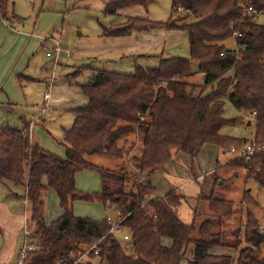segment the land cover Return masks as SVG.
<instances>
[{"label": "trees", "instance_id": "obj_1", "mask_svg": "<svg viewBox=\"0 0 264 264\" xmlns=\"http://www.w3.org/2000/svg\"><path fill=\"white\" fill-rule=\"evenodd\" d=\"M152 1L111 0L103 14L115 16L119 10L146 7ZM10 3L0 0V21L6 18ZM248 6L264 12V0H171L172 14L165 23L128 18L124 24L104 30V36L109 37L181 30L187 35L189 57L159 56L157 67L135 66L128 75L93 70L89 82L80 86L87 103L72 109L73 123L64 130L60 142L63 158L33 145L27 137L28 125L21 129L0 127V184L10 195L24 190L28 206L25 221L37 242L27 264H56L59 260L72 264L70 252L90 247L94 248L88 259L79 264L96 260L97 264H181L188 245L193 246L189 264H264V239L253 217H247L246 245L236 259L213 256L210 251L214 248L230 247L214 221L231 215L230 203L210 199V218L199 223L194 219L187 225L177 216L184 200L177 190L153 198V185L142 182L163 170L178 153L188 156L193 164L204 145L216 146L224 153L239 152L246 139L221 134L224 127L239 123L238 118H224L227 100L239 113H254L253 137L259 148L250 163L239 158L232 165L250 167L251 177L264 186V23L254 22L245 12ZM179 12L184 15L178 17ZM234 32L242 36L235 39L243 46L238 57L226 45ZM191 62L204 77L201 85L184 81L191 74ZM21 77L31 81L22 75L18 81ZM129 135L136 136L130 159L136 176L128 190L126 172L100 168L86 159L124 156ZM121 141L123 146L118 145ZM259 166L260 171L253 174ZM83 171L98 174L99 192L86 193L76 187L75 175ZM49 189L58 199L61 215L45 226L44 197ZM251 200L249 197L247 202ZM76 202L114 206L130 235L129 250L108 234L106 220L76 217Z\"/></svg>", "mask_w": 264, "mask_h": 264}, {"label": "rangeland", "instance_id": "obj_2", "mask_svg": "<svg viewBox=\"0 0 264 264\" xmlns=\"http://www.w3.org/2000/svg\"><path fill=\"white\" fill-rule=\"evenodd\" d=\"M13 1L15 2L13 13L21 18V22L16 25L17 30L29 33L34 32L42 37V43L33 52V63L27 73L36 78V80L31 82L26 81L28 83L24 84L23 88H20L18 85L16 86L20 96L23 97L24 94H27V104L30 108H24L23 110L16 108L10 117H6L0 111V123L8 121L11 124L9 125L10 127L14 128L16 126L21 129L23 126L21 123L22 118L26 119V121H31V132L36 134L40 146L56 154H64V147L60 144L63 130L68 128L73 120V106L83 102V96L78 91H80L81 85L89 82L93 70H107L128 75L133 72L135 66L157 67L159 56L163 58L181 57L186 59L189 57L187 37L181 30L142 31L137 34H143V36H137L136 38L102 36L100 23L104 26L115 27L124 24L128 18H140L150 22L165 23L172 14L171 0H153L146 7L133 6L134 10L132 6L127 7L122 10L120 16H110L101 13L103 5L106 3L104 0H11L6 15V18L11 21H14L12 13ZM177 15L178 17H182L184 14L177 13ZM258 19L262 21L261 17ZM51 35L60 41L63 49L58 65H54L55 54L50 57L46 56L47 52L52 53L53 44L46 39ZM131 43H133V47L138 46L139 43H143V47L140 49L134 48L133 50H128L127 48L125 50L119 49L120 47L117 46L122 44L129 46ZM147 43L159 47L144 48ZM226 45L227 47H231V41H227ZM65 50L68 53L65 54ZM190 71V76L185 78L184 81L190 84L201 85L203 79L198 72L196 63H190ZM51 78L53 79L52 89H55L56 93L55 101L48 104L46 110L42 113L43 94L47 90V81H50ZM224 118H240L243 122V115L237 112L227 100L224 102ZM41 119L44 122L40 123L39 120ZM243 125H245L244 122ZM252 128L253 126L251 128H248V126L241 128L239 123L235 126L224 127L221 130V134L224 136L241 135L247 139L252 133ZM129 138L130 140L131 138L135 139L136 136L129 135ZM118 145H121V142ZM204 154L203 173L208 172L210 170L209 165L213 163V169L218 172L217 175L226 176L227 180L223 185L214 186L215 174H209L204 179L200 195L204 198H209L212 195L214 198L227 199L238 204V199L243 194L242 191H246L247 195L257 202V205L248 204V212L252 213L261 225H264V186H260L253 179L245 180V177L232 181V172L220 168L225 159L229 160L231 158L229 153L223 154L219 150V158L217 159L219 162L218 168L215 167V159L213 162H210V155L215 156V152L213 150H209V152L204 150ZM125 159L122 155L117 157L93 155L86 160L90 164L100 168L126 172L128 174L126 186L129 190L134 182L136 173L125 162ZM171 161L175 163L174 167H177V172L183 171L187 176L198 174L199 162L197 158H195L192 164L188 156L179 154ZM172 170L174 171V168ZM82 175L87 176L82 183V186L86 190H83V192H94L91 190V185L93 181H97L98 174L95 171H83ZM175 176L172 177V180L171 178L169 180L166 174L161 176L159 171L154 173L151 178L156 188L153 198L158 197L163 192L176 189L177 185L173 181ZM142 182H149V178L144 177ZM54 198L51 199L49 196H46V199L44 198L45 212L48 214L46 215L47 220H50V216L55 214L56 209L58 210V204L56 198ZM8 199L10 200L11 197H8ZM204 203L205 201L201 203L202 208L205 207ZM88 204H93L91 210H89L90 212H97V216H114L116 214L113 207L105 210L99 203ZM17 206H20V204H17ZM21 214H23V211H21ZM201 218H198V220L201 221ZM205 219L207 217L203 220ZM233 219L236 218L233 217L230 220ZM220 229L223 230L224 228L220 227ZM224 240L228 242L229 246L234 245V240L229 235ZM192 249V245L187 246L181 264H189ZM214 251L216 254L220 253L219 248L214 249ZM94 264H97V260Z\"/></svg>", "mask_w": 264, "mask_h": 264}, {"label": "crops", "instance_id": "obj_3", "mask_svg": "<svg viewBox=\"0 0 264 264\" xmlns=\"http://www.w3.org/2000/svg\"><path fill=\"white\" fill-rule=\"evenodd\" d=\"M68 1H70V0H68ZM104 1L107 3L110 0H104ZM106 3H105V5H106ZM14 5H15V2L13 1L12 13L14 12ZM105 5H103L101 13H103ZM132 9L134 10V7ZM122 10H119L117 12V15L120 16L122 13ZM259 17L262 18V21L258 19ZM13 18H14V21H11L10 19H7V18H3L0 21V111L6 117L7 116L10 117V115H12L14 113V110L16 108H20V110L21 109L23 110L24 108H30L27 104V94H24L22 97V96H20L19 92L16 89L17 85L20 88H23L24 84H26L28 82H26V80H23L22 77H21L20 81H18L17 77L22 75V76L30 79L31 81L36 80V78H33L32 75H28L27 73L31 67V64L33 63L32 62V58L34 56L33 52L36 49H38L42 43V37L35 34L34 32L29 33V32L18 31L16 28L17 27L16 25L21 22V18H20V16L16 15L15 13H13ZM254 22L256 24H263L264 23V16L254 17ZM100 25L102 28V36H104V34H103L104 30L114 28L112 26H104L101 23H100ZM137 33L138 32H132L127 37L136 38L137 36H143V34L139 35ZM185 35H186V33H185ZM186 37H187V35H186ZM46 39L49 40L50 42H52V44H53L52 49H51L52 53L47 52L46 56L48 53H50L51 55L55 54V57H56V53L54 52V50L57 47L60 50L58 53L57 59L56 58L54 59V65H58L59 60H60V55L63 52V49L61 47V43L53 35H51L50 37H48ZM46 39H44V40H46ZM230 41H231L232 45H231V47H228V48L235 51L236 42L233 38ZM142 44L143 43H139V45L135 46V47H133V43H131L129 46H124V44L117 45V46L120 47L119 49H125L126 50L128 48V50H133L134 48L140 49L141 47H143ZM156 47H159V46L151 45V44L147 43L146 47H144V48H156ZM64 53L66 54V53H68V51L65 50ZM50 56H47V57H50ZM63 61H65V59H63ZM201 77H202V79L204 78L202 74H201ZM52 87H53V79L51 78L50 81L49 80L47 81V90L43 94V107L41 108L42 113L46 110L48 104L55 101V94L56 93H55V89H52ZM46 93H48V96H49L47 100L44 99V95ZM78 93L81 95L82 94L81 90L78 91ZM82 96L84 99L83 102L81 104H75L73 106V108L84 106L87 103V98L83 94H82ZM240 114L243 115L242 119H243V122L245 124V125H243V122L241 121V119L238 118L239 123L241 125V128H243L245 126H248V128H251V126H254L253 125L254 117L252 116V114H243V113H240ZM23 119L24 118L21 119L22 125L28 124V127H29L28 130L31 129L32 128V122L26 121V119H24V120ZM73 119H74V115H73ZM39 122L42 123V122H44V120L41 119V120H39ZM72 123H73V120H72L70 126L64 130L69 129L71 127ZM9 125H11V124L8 121H2L0 123V127H10ZM14 128L20 129L19 127H16V126ZM251 132L252 133H251L250 137L246 139V142L250 138L253 137L254 128H252ZM63 134H64V132H63ZM231 137L240 138V139L243 138L241 135L240 136L236 135V136H231ZM62 139H63V135H62ZM62 139H60V142ZM128 140H129L128 143H130V145H128L129 150L126 152V154H123L124 155L123 157L126 158L125 162L132 167V164L130 161L131 155H132L131 154V151H132L131 143H134V139L131 138V140H130V138H129ZM30 141L32 142L33 145H38L42 149L48 151L44 147L40 146V143L38 142V138L36 137L35 133L34 134L32 133ZM120 146H123V141H121ZM204 150H206L208 152H209V150H213V152H215V156H213L212 154L210 155V162H213L215 159L216 160V163L214 162L215 167L218 168L219 162L217 159L219 158V150L220 149L216 146L204 145L196 157L198 162H199V167H198V172H197L198 174H193L191 176H187V174L183 171L177 172V170H176L177 167H174L175 163L172 162L171 160L169 161L171 163H169V162L166 163L164 166V169L159 171L161 176L166 174V176L169 180H170V178L172 180V177L174 175H176L173 178V181L177 185L176 189H174V190H177L184 197V200H182L180 202V205L177 208V216L182 223L187 224V225L191 224L194 219L198 222L199 221L198 218H200V217H202L201 221H203V219L205 217H207V219L210 218V216H209L210 215L209 200L214 198V197L211 195L209 198H204L203 196L200 195L201 188L204 184V179L209 174L214 173L215 174L214 186L223 185L225 183V181L227 180L225 178L226 176L222 177L221 174L219 176L217 175L218 172L213 169V166H214L213 163L211 165H209L210 170L208 172L203 173L202 167H203V164L205 161ZM48 152H50V151H48ZM50 153L55 154V155L63 158L65 155V150H64L63 155H61L60 153L59 154H56L53 152H50ZM222 153L225 154L224 152H222ZM227 153H229L231 155V158L229 160L225 159V161L222 162V165H220V168H223V170H230L232 172V174H231L232 175L231 176L232 181H234L235 179L242 178V177H245V180L253 179L251 177V175L248 173L247 169H245V167H243L242 165H232V162H234L236 159L240 158L238 152L234 151V152H227ZM179 154H181V153H178L175 157H177ZM173 168H174V171L172 170ZM153 175L154 174H152L149 177V182L155 188L154 182H153V180H151ZM86 178H87V176L82 175V172H79L75 175L76 187L81 191H83V190L86 191L85 187L82 186V183ZM216 179H217V182L219 181L218 184L216 182ZM100 188H101V184H100V180H99V176H98L97 181L92 182L91 190L94 192L95 191L99 192ZM15 192L17 193V196H15V194L10 195L8 190L3 185L0 184V231H1L0 232V264H15L17 254H18L19 249L21 248L22 243H23L22 227H23V224L26 220V214L28 211V206H27L26 199L23 198V196H22L24 194V190L17 189ZM155 192H156V188H155ZM168 192H170V191H168ZM168 192L167 191L163 192L157 198L165 196ZM242 193H243L242 197L239 198L240 200L238 199V204H236L233 201L227 200V199L216 198L219 200H224L226 202H229L230 205L232 206L231 215L228 218H224L221 220L214 218V221L217 225V228L221 232L224 233V238L227 235H229L234 240V245H231L230 247H217V248H219V252H220L219 254L215 253L214 249H216V248H214L213 250L210 251V254L213 256L228 255V256H231L235 259L239 256L238 255L239 249L246 245L244 243V240H243V232H244V227L246 225L248 216L253 217L255 219V221L257 222L259 227L262 226L257 221L255 216L252 213L248 212V204L252 203L254 205H257V202L253 198H251L253 200V201L251 200L252 202H250V203L247 202V200L249 198V196L247 195V192L242 191ZM46 196H49L51 199L55 197L56 202L58 204V199H57L55 193L53 192V190L49 189L47 191L45 197H44L45 199H46ZM8 197H11V199L9 200ZM6 198H7V200H6ZM204 201H205V203H204L205 207L202 208L201 203ZM17 204H20V206H17ZM92 206H93V204H88L86 202H76L73 205L74 215L76 217H82V218L87 217V218H91V219H95V220H102V219L105 220L107 217L115 218L118 214V211L116 210V208L112 205H109L106 207H103V206H101V207H103L105 210L110 208V207H113L116 211L115 212L116 214H114V216H110V215L97 216L98 215L97 212H92V211L90 212ZM200 207H201V210H200ZM21 211H23V214H21ZM46 215H48V214H47V212H45V202H44V224H45V226H48L51 222H53L59 218V216L61 215V211L59 209V206H58V210L56 209L55 214H52L50 216V218H49L50 220L46 219ZM233 217H235L236 219L230 220ZM220 227L221 228L223 227L224 229L221 230ZM229 230H232V231H229ZM225 243L228 244V242H226V241H225ZM261 248L264 251V240H263V243L261 245Z\"/></svg>", "mask_w": 264, "mask_h": 264}, {"label": "built area", "instance_id": "obj_4", "mask_svg": "<svg viewBox=\"0 0 264 264\" xmlns=\"http://www.w3.org/2000/svg\"><path fill=\"white\" fill-rule=\"evenodd\" d=\"M245 12L253 17L264 16V12L263 13L257 12L252 6L246 7ZM239 37H242L241 34H238L236 32H234L232 35V38L234 40ZM241 48H243V46H240L236 43L235 51H234L236 57H238V52ZM59 51L60 50L58 47L54 50V52L56 53V57H55L56 59L58 57ZM223 54L224 53H222V55ZM50 55H51L50 53L47 54V56ZM48 97H49L48 93H46L44 95V99L47 100ZM252 116L254 117V113L252 114ZM31 136H32V132L31 129H29L27 132V137L29 138V140H31ZM258 149L259 148L256 146V141L254 137H252L246 142L245 146L239 150L238 154L239 157L243 158L246 163H250L255 151H257ZM231 152H234V150H232ZM260 168H261L260 166L255 168L253 174H257L260 171ZM247 171L248 173H251V168L248 167ZM105 220L109 225L108 234L111 235L112 237H115V239H117V241L122 245L124 250L128 251L131 246L130 235L126 232L124 226L122 225L123 217L118 213L115 218L107 217ZM259 233L263 236L264 239V225L259 227ZM30 235H31V231L29 225L25 221L22 227L23 243L17 254L15 264H27L29 256L37 250V242L36 240L32 239ZM93 248L94 247H90L83 252H75V253L70 252L69 254L70 261L72 262V264H79L86 261L89 256V252L92 251ZM94 255H97L96 251L94 252ZM56 264H66V263L59 260L58 262H56Z\"/></svg>", "mask_w": 264, "mask_h": 264}]
</instances>
